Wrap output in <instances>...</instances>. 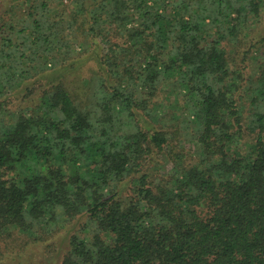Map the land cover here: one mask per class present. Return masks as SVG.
I'll return each instance as SVG.
<instances>
[{"label":"trees","instance_id":"trees-1","mask_svg":"<svg viewBox=\"0 0 264 264\" xmlns=\"http://www.w3.org/2000/svg\"><path fill=\"white\" fill-rule=\"evenodd\" d=\"M263 12L0 0V262L85 218L46 264H264V61L246 28ZM164 87L184 109L157 121Z\"/></svg>","mask_w":264,"mask_h":264},{"label":"rangeland","instance_id":"rangeland-1","mask_svg":"<svg viewBox=\"0 0 264 264\" xmlns=\"http://www.w3.org/2000/svg\"><path fill=\"white\" fill-rule=\"evenodd\" d=\"M247 32H249V35L251 38H254L255 36H258L255 39V43L257 44V47L254 48L253 50H249L248 56L250 58L248 59L249 65L257 64L259 62L264 61V43H262L260 40L262 36L264 35V12L258 20H255L254 22L250 23V25H246ZM246 37V36H245ZM248 37V36H247ZM258 40V41H257ZM250 43V41H249ZM230 56H235L238 51L236 47H232L229 49ZM245 50H241V52H244ZM262 54L261 56H259ZM89 67V66H88ZM250 68V66H249ZM85 71H88V68H84ZM240 70V69H238ZM237 70V71H238ZM162 92L156 97L153 102H152V107L156 110V114H154L155 119L158 121L160 120L159 117L160 115H163L164 112H168L172 114L174 112V118H178L179 114L181 113L180 110L183 108L184 105L182 106L180 103V98L178 96V93L173 91L171 93L167 92V87H164L161 89ZM178 96V97H177ZM244 98L246 99V95H244ZM161 105V106H158ZM247 105V109H248ZM151 117H149L150 119ZM183 137V136H182ZM180 137V139L182 138ZM241 146H243L245 149L251 146L252 142L247 140L246 138L243 139V141H240ZM180 144L182 147L187 148L188 150L191 149L192 153L194 155H198L199 148L194 142H190L188 140H181ZM155 159V158H154ZM161 165L158 168L156 166L155 162L151 163L152 169L155 171H159L162 173H169L172 168V163L168 161L166 158L161 157ZM152 161V160H151ZM157 167V168H156ZM85 218H77L74 219L73 222L67 224H59L56 225L58 228L56 229L52 235H49V238L46 241H40L38 244H35L32 247V250L29 251L30 258H25V256L17 257L14 256L12 259L8 258L7 260H2L0 264H46L48 257L52 256L54 253H57L59 250V244L60 240L63 237H68L71 239V237L74 234H81L80 232H88L87 228H85ZM83 222V223H82ZM55 226V227H56ZM64 226V227H63ZM60 252V251H59Z\"/></svg>","mask_w":264,"mask_h":264}]
</instances>
